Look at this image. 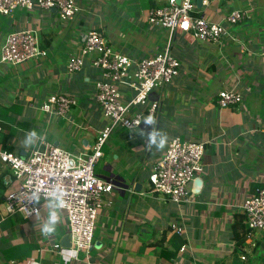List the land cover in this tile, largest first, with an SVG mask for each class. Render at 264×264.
Segmentation results:
<instances>
[{"label": "crops", "instance_id": "crops-1", "mask_svg": "<svg viewBox=\"0 0 264 264\" xmlns=\"http://www.w3.org/2000/svg\"><path fill=\"white\" fill-rule=\"evenodd\" d=\"M76 1L81 12L71 22L62 21L56 9L19 8L12 16L0 15V44L8 33L32 28L48 52L15 65L0 63V105H14L17 111L5 114L7 123H0V148L26 155L46 140L71 152L91 151L98 130L108 122L94 99L101 75L90 62L78 72L67 69L90 28L97 27L114 48L135 59L160 51L168 41L167 28L147 21L150 8L167 0ZM194 3L196 16L224 24L227 14L241 4ZM252 3V15L228 25L217 43L174 32L172 53L181 62L180 73L150 96L159 104L156 119L168 141L174 136L206 141L204 182L198 189L197 178L191 183V201L178 206L164 194L151 192L149 174L165 148L148 149L132 135L133 129L119 128L95 166L99 177L115 185L104 195L94 246L71 260L51 248L69 233L65 214L60 212L56 232L44 236L48 200L32 217L12 211L6 196L19 181L0 160V264H264V232L248 237L244 219L240 222L245 198L264 186V0ZM120 87L126 96L132 91L127 83ZM222 88L238 90L243 102L219 107L216 95ZM61 91L77 96L79 105L66 115L39 108L49 94ZM33 129L39 139L25 147V132ZM172 222L182 224L184 232L172 231Z\"/></svg>", "mask_w": 264, "mask_h": 264}, {"label": "built area", "instance_id": "built-area-1", "mask_svg": "<svg viewBox=\"0 0 264 264\" xmlns=\"http://www.w3.org/2000/svg\"><path fill=\"white\" fill-rule=\"evenodd\" d=\"M231 3L233 0H225ZM244 6L233 8L225 17L226 23L209 21L204 15L196 16L194 0H167L164 5L153 6L147 14L150 26L167 28L170 32L163 49L148 56L135 59L114 48L97 27L88 30L80 52L71 56L67 63L69 72L83 69L90 62L99 70L101 79L95 83L94 99L109 121L98 130L91 151L71 152L46 140L40 141L26 155L0 148V160L9 164L19 186L6 196L12 211H20L32 217L34 205L25 194L40 188L41 205L47 196L59 187L65 193V214L71 244L64 248L57 241L51 245L58 255L77 260L79 252H89L94 246L96 220L104 206V195L112 192L114 182L96 174L95 166L103 155V147L117 128L135 129L145 116L156 117L159 104L151 100L155 88L171 83L180 73L181 62L172 53L171 36L176 31L209 43H217L226 34L228 25L246 21L253 13V0H241ZM19 8L33 10L56 9L59 18L71 22L81 12L76 0H0V15L12 16ZM47 50L40 46L32 28L13 31L0 44V63L19 64L38 57H45ZM127 83L131 93L126 96L120 84ZM216 102L221 108L240 105L241 92L222 88L217 92ZM77 96L67 92L49 94L39 108L48 113L66 115L79 105ZM205 140H192L174 136L166 145L149 174L151 192L164 194L178 206L191 201V183L205 173L203 162ZM242 210L248 237L264 232V186L248 195ZM172 231L182 234L184 226L170 224ZM252 246L255 242L252 241ZM242 259H246L242 255Z\"/></svg>", "mask_w": 264, "mask_h": 264}, {"label": "clouds", "instance_id": "clouds-1", "mask_svg": "<svg viewBox=\"0 0 264 264\" xmlns=\"http://www.w3.org/2000/svg\"><path fill=\"white\" fill-rule=\"evenodd\" d=\"M144 127H138L133 129L132 135L139 137L145 147L148 149L155 148L156 150H163L168 144V135L167 133L161 131L158 127V120L154 115H147L142 120ZM39 139L37 132L29 130L25 132L23 145L25 147H33L36 145L37 140ZM26 199L29 203L33 204L34 214L39 213V208H36L35 205L39 204L41 200V190L40 188L30 189L28 193L25 194ZM65 193L63 189L57 187L47 196V216L41 226V234L44 236L53 235L57 226L60 222V212L65 206Z\"/></svg>", "mask_w": 264, "mask_h": 264}, {"label": "trees", "instance_id": "trees-1", "mask_svg": "<svg viewBox=\"0 0 264 264\" xmlns=\"http://www.w3.org/2000/svg\"><path fill=\"white\" fill-rule=\"evenodd\" d=\"M15 107L16 106H14V105H10V106H7V107L0 105V123H7V121L4 119V115L5 114H9L11 111H14ZM14 112H17V111H14ZM243 219H245V218L242 217L240 222H242ZM241 226H244V225L241 224ZM247 231H249L248 227H247ZM245 236H246V229H245V231L242 232V234H241V236L239 238L238 245H237L238 250H242L241 248H242V244H243V241L245 239Z\"/></svg>", "mask_w": 264, "mask_h": 264}, {"label": "water", "instance_id": "water-1", "mask_svg": "<svg viewBox=\"0 0 264 264\" xmlns=\"http://www.w3.org/2000/svg\"><path fill=\"white\" fill-rule=\"evenodd\" d=\"M177 1L179 2L180 0H177ZM197 2L200 4L201 3V0H197ZM203 182L204 181H203V178L202 177H198L196 179L195 184L197 186V189L202 186ZM197 189H196V191H197ZM70 244H71V235H70V233H67V234H65L63 236V238L61 240V246H63V247H69Z\"/></svg>", "mask_w": 264, "mask_h": 264}, {"label": "rangeland", "instance_id": "rangeland-1", "mask_svg": "<svg viewBox=\"0 0 264 264\" xmlns=\"http://www.w3.org/2000/svg\"><path fill=\"white\" fill-rule=\"evenodd\" d=\"M234 1H236V0H234ZM237 1L241 2V4L238 3V5H237L238 7H234V8H241L243 2H242L241 0H237ZM105 118H106V117H105ZM107 121H109V120L107 119ZM117 129H119V128H117ZM117 129H116V130H117ZM114 132H115V131H114ZM114 132H113V133H114ZM113 133H112V134H113ZM114 135H115V133H114ZM114 135H113V136H114ZM111 136H112V135H111ZM97 172H98V169L96 170V174H97Z\"/></svg>", "mask_w": 264, "mask_h": 264}, {"label": "bare ground", "instance_id": "bare-ground-1", "mask_svg": "<svg viewBox=\"0 0 264 264\" xmlns=\"http://www.w3.org/2000/svg\"><path fill=\"white\" fill-rule=\"evenodd\" d=\"M168 30V29H167ZM87 33V32H86ZM243 202V201H242Z\"/></svg>", "mask_w": 264, "mask_h": 264}]
</instances>
